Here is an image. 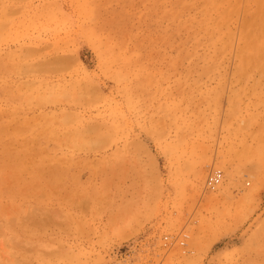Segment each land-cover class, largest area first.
I'll list each match as a JSON object with an SVG mask.
<instances>
[{"label":"rangeland","instance_id":"1","mask_svg":"<svg viewBox=\"0 0 264 264\" xmlns=\"http://www.w3.org/2000/svg\"><path fill=\"white\" fill-rule=\"evenodd\" d=\"M160 262L264 264V0H0V264Z\"/></svg>","mask_w":264,"mask_h":264},{"label":"built area","instance_id":"2","mask_svg":"<svg viewBox=\"0 0 264 264\" xmlns=\"http://www.w3.org/2000/svg\"><path fill=\"white\" fill-rule=\"evenodd\" d=\"M220 178H221V176L219 173H215L213 175H210L207 179L208 189L214 190L216 188V186L218 185ZM159 264H162V263L160 262Z\"/></svg>","mask_w":264,"mask_h":264},{"label":"bare ground","instance_id":"3","mask_svg":"<svg viewBox=\"0 0 264 264\" xmlns=\"http://www.w3.org/2000/svg\"><path fill=\"white\" fill-rule=\"evenodd\" d=\"M59 64H60V63H59ZM59 64H58V65H59ZM56 65H57V64H56ZM4 151H5V150H4ZM203 230H204V229H203ZM177 240H178V239H177ZM188 242H189V241H188ZM177 246H178V245H177ZM128 248H129V247H128ZM178 249H181V248H178ZM180 252H181V251H180ZM115 254H116V253H115ZM179 255H180V254H179Z\"/></svg>","mask_w":264,"mask_h":264}]
</instances>
